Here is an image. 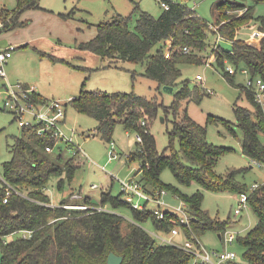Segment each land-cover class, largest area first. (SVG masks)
I'll return each mask as SVG.
<instances>
[{
  "label": "trees",
  "instance_id": "1",
  "mask_svg": "<svg viewBox=\"0 0 264 264\" xmlns=\"http://www.w3.org/2000/svg\"><path fill=\"white\" fill-rule=\"evenodd\" d=\"M38 1L16 0V10L11 16L9 11H2L5 27L0 31L25 27L28 20L19 21V16L27 9L39 8ZM162 1L169 7L163 8L157 18L136 7L134 30L129 27L132 15H117L111 22L97 24L95 36L79 43L78 47L110 60L135 63L148 60L143 75L156 82L160 90L163 86H170L174 91L180 84L171 105L174 119L170 137L171 142L178 139L179 148L174 149L170 143L162 152L156 149L155 138L149 129L150 122L162 109L156 96L83 90L70 102L76 111L97 121L96 131L102 139L110 141L118 124L138 133L141 137L137 141L139 148L129 157L140 162L136 181L152 197H158L162 190L169 188L160 180L161 171L166 167L179 184L196 182L214 192L246 194L257 221L243 236L237 235L238 243L247 264H264V182L251 189L240 181L238 175L247 168L230 170L225 176L216 174L214 166L223 149L208 142L204 126L185 111L179 114L185 99L199 101L203 96L197 84L190 87L186 82H179V64L200 63L198 59H206L203 52L209 33L231 44L230 50H223L217 42L211 51L215 55L213 62L230 84H233L234 73L227 71V65L232 63L237 67L239 62L245 65L251 76H260L264 81V18L253 15V6L264 0H225L217 5L218 15L213 25L182 2L159 0ZM257 24V31L249 40L238 38L240 30ZM169 39V57H165L162 47L154 54L150 53L154 45L161 43L165 46ZM184 47L189 52H184ZM241 92L254 110L236 104L233 107L236 125L243 133L241 152L251 161L264 164V143L260 139L264 136V111L255 102L251 91L242 86ZM30 97L36 102L49 101L35 92ZM20 129V136L13 137L8 146L10 159L1 163L0 178L6 183L0 179V264H105L110 251L123 256L122 264H191L193 257L190 254L173 245L160 243L136 223L150 219L156 231L169 234L177 228L179 234L193 242L207 230L214 231L219 238L227 231L229 220L211 218L202 207L201 192L182 195L173 186L170 188L179 195L189 217L187 224L171 211H162L163 218L158 219L154 210L147 206L142 211L135 209L123 201L121 194L112 196L106 193L101 204H109L112 209H127L131 221L111 210L71 209L65 207L67 200L51 206L46 193L49 181L52 177H59L57 186L62 189V174L69 180L72 178L74 159H64L59 146L56 148L58 154L46 152L44 147L53 144V140L37 135L34 128ZM8 186L12 189H7ZM7 192L8 201L4 202ZM86 203L94 206L89 198ZM17 232L21 235L10 238ZM22 232L30 234L24 237ZM225 264L236 263L229 260Z\"/></svg>",
  "mask_w": 264,
  "mask_h": 264
},
{
  "label": "rangeland",
  "instance_id": "2",
  "mask_svg": "<svg viewBox=\"0 0 264 264\" xmlns=\"http://www.w3.org/2000/svg\"><path fill=\"white\" fill-rule=\"evenodd\" d=\"M192 8L210 25L215 23L218 15V4L225 0H173ZM227 1V0H226ZM231 1V0H228ZM37 12H33L24 19H29V26L15 27L11 30L0 31V47L12 46V56L4 64L5 78L0 77V171L1 163L10 159L8 146L14 138L19 137L21 129L17 126L14 116L4 108V100L9 97V90L21 93L25 89L34 90L49 101H57L65 110V119L61 129L66 135L71 130L76 131L73 143L80 146L81 153L73 154L75 148L71 145L62 147L64 159H74L72 168H75L69 180L62 174L63 187L59 189V177H52L46 193L51 200V206L59 205L67 200L65 206H76L71 209L97 208V210H111L132 220L127 209H112L109 204L102 205V196L110 193L112 196H125L121 191L122 181L130 182L136 179L140 162L132 160L129 155L138 150L137 132L126 129L118 124L110 141L114 143L115 158L109 160V141L97 134V121L85 113L76 111L71 100L78 97L81 91L98 93L134 92L137 95L153 97L162 104L158 116L150 122V132L155 138L156 149L162 152L170 143L174 149L179 148L177 138L171 142L174 115L171 105L174 94L180 84L172 93L160 90L157 83L146 78L143 73L148 60L142 63L123 61L121 59L101 58L90 50L78 47L81 42L92 39L99 23L111 22L115 16L128 17L129 27L134 30L137 11H145L158 17L163 7L159 0H39ZM3 8V9H1ZM0 10L9 11L10 16L16 10V0H0ZM2 12V11H1ZM5 12V13H6ZM4 16V14H2ZM254 17L264 18V2L253 6ZM4 27H0L3 29ZM254 27H245L238 32V38L249 40L257 31ZM218 42V43H217ZM221 49L230 50V42L219 39L217 35L209 33L206 49L203 55L205 60L198 59L200 63H181L179 68L181 76L179 82H186L190 87L198 85L203 92L199 101L185 99L179 110L184 111L197 123L204 126L207 131V140L210 144L221 147L222 155L215 163L216 174L225 176L230 170L247 168L238 175V179L248 187L252 184L264 182V167H258L242 154L241 144L243 133L236 125L233 107L240 106L252 109L251 104L241 92L248 78L255 79L249 72L245 75L241 69L245 68L242 62L232 64L236 72L233 84H230L218 65L213 62L211 53L215 44ZM166 48L161 43L154 45L150 53L154 54L159 48ZM201 80L197 81L196 76ZM254 111V110H253ZM29 117V116H28ZM148 126V121L146 120ZM264 143V136H260ZM55 154L59 151L55 149ZM90 160V161H89ZM160 180L169 188L165 190L159 200V207L155 201H149L146 206L149 210L159 209L163 212H174L182 217L177 207H181V199L170 187H176L182 195H192L196 192L203 194L202 207L208 215L216 220H229L227 231L234 235V241L227 246V250L236 254V264H247L243 250L238 243V236H243L247 230L256 224V217L247 204L241 208L239 214L234 210L238 207V194L227 192H214L202 188L198 183L189 185L179 184L169 168H164ZM91 199L94 206L87 205L86 200ZM133 202H143L136 194L130 195ZM158 198V197H156ZM148 233L171 237L170 234L158 232L154 229L150 219L143 223H136ZM21 235L14 233L11 237ZM173 240L183 244L187 239L183 234ZM200 243L216 260L215 252H222L224 244L222 238L212 230H207L199 237Z\"/></svg>",
  "mask_w": 264,
  "mask_h": 264
},
{
  "label": "built area",
  "instance_id": "3",
  "mask_svg": "<svg viewBox=\"0 0 264 264\" xmlns=\"http://www.w3.org/2000/svg\"><path fill=\"white\" fill-rule=\"evenodd\" d=\"M161 6L164 9H168L167 2H160ZM3 9V8H1ZM0 10V27H5L4 19L2 12ZM14 47H0V77L5 78L4 64L8 61V59L12 56V51ZM171 51V40L166 41L165 48V57H169V53ZM184 52H189L187 47H184ZM227 71L231 73H235L236 70L233 69L231 65H227ZM241 72L245 75H248L249 71L247 68L241 69ZM196 80H201V76L197 75ZM246 89L252 92L255 102L261 107L264 111V81L260 76H256L255 79L248 78L246 84L244 86ZM9 97L4 100V108L7 109L13 116L19 128H34L36 130L37 135L39 136H48L53 140V144H48L44 147L46 152H54L57 146L60 143H63L65 147H69L71 149V145L75 148V152L73 154L81 153L85 156L84 152L80 148L79 145L73 143V139L76 135V131L73 129L70 132V135H66L64 131L61 129V125L65 119V110L63 106L57 101H45V102H36L30 96L34 93V90L25 89L23 92H13L9 90ZM29 116V117H28ZM137 140H141V137L137 134ZM114 143L109 141V150L108 156L109 160L115 158V153L113 151ZM86 157V156H85ZM90 161V160H89ZM251 163L258 167H264V164L257 161L252 160ZM3 183H6L3 178H0ZM258 186L257 183L252 184L251 189H255ZM12 189L8 186L7 189ZM121 191L125 196L123 198L124 202L130 203V205L138 209L140 211L144 210L146 207V203L149 201H155L156 204L159 205L162 203L159 198L165 193L164 190L160 192L158 198H154L151 195L147 194L141 187L139 183H137L136 179L130 182L122 181L121 183ZM16 193H18L16 191ZM136 194L140 199H143V202L137 201L133 202L130 198V195ZM9 192H7V197L4 198V202L8 201ZM247 195L240 194L238 198V207L235 208L234 213L239 214L241 212V208H245L247 205ZM67 207V206H65ZM69 208L76 206H68ZM97 209V208H96ZM178 212L182 214L180 217V221L182 223H188L189 217L183 210V205L181 207H177ZM154 214L158 219L163 218V212L159 209H154ZM30 232H22V235L28 236ZM152 237L158 240L160 243L173 245L177 248L182 249L186 253L190 254L193 257V262L191 264H225L229 260H234L236 254L233 251L227 250V246L231 244L235 237L231 232L226 231L222 237V242L224 244V250L222 252H215L216 260L211 257V254L205 249V247L200 243L199 239L195 242L191 240H186L183 244H179L173 240L174 237L179 235V231L177 228H173L169 233L172 235L171 237L160 236L156 233H149Z\"/></svg>",
  "mask_w": 264,
  "mask_h": 264
},
{
  "label": "water",
  "instance_id": "4",
  "mask_svg": "<svg viewBox=\"0 0 264 264\" xmlns=\"http://www.w3.org/2000/svg\"><path fill=\"white\" fill-rule=\"evenodd\" d=\"M251 44H255L254 41H251ZM162 91L165 93H171L173 91V88L170 86H163ZM123 262V256L122 255H117L110 251L107 254L105 264H122Z\"/></svg>",
  "mask_w": 264,
  "mask_h": 264
},
{
  "label": "crops",
  "instance_id": "5",
  "mask_svg": "<svg viewBox=\"0 0 264 264\" xmlns=\"http://www.w3.org/2000/svg\"><path fill=\"white\" fill-rule=\"evenodd\" d=\"M38 11V9H27V10H25L24 12H22L21 14H20V16H19V21H27L28 20V24H29V22H31V21H29V19H24L25 17H28L27 15H30V13L32 14L33 12H37ZM26 25L25 27H27V26H29V25ZM24 28V27H23ZM20 29H22V28H20ZM39 94V93H38ZM40 96H42L41 94H39Z\"/></svg>",
  "mask_w": 264,
  "mask_h": 264
}]
</instances>
